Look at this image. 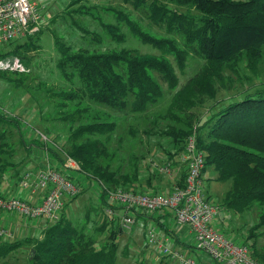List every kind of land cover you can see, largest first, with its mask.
<instances>
[{"label": "trees", "instance_id": "trees-1", "mask_svg": "<svg viewBox=\"0 0 264 264\" xmlns=\"http://www.w3.org/2000/svg\"><path fill=\"white\" fill-rule=\"evenodd\" d=\"M133 1L146 4L152 23L165 25L168 31L176 28L183 37L180 42L153 37L146 40L147 36L136 30L145 43L158 50L165 49L162 58L124 49L103 54L71 52L50 29L60 75L70 80L67 70L71 69L80 84L78 89L57 96L60 102L56 105V120L62 122V134L54 136L38 128L43 122L38 107L34 110L29 106L24 109L26 115H20L0 104V182L9 179V192L0 196L17 195L29 201L26 196H18L23 191H18V184L27 170L43 169L35 163L40 153L49 154L52 158L49 165L55 160L61 162L54 167L60 172L65 156L74 160L79 171L67 177L80 188L76 196L65 201L59 219L47 222L42 238L20 242L14 237L11 243L0 238V264H10L6 260L8 253L27 245L30 246L27 264H117V238L124 231L118 222L124 213L120 216L118 212H124V208L113 205L107 195L116 190L161 191L156 186L162 185L163 176L148 167L151 151L126 155L115 151L120 118L92 105L140 121L142 127H127L134 139L140 134L148 139L158 136L165 140V146L154 145L158 147L160 161L174 160L183 151L188 135L195 133L197 147L205 155L203 174L211 169L210 177L216 182L230 183L221 201L218 199L226 218H243L255 212L251 234L245 240L236 237L233 240H241L251 257L264 264V251L247 244L254 231L264 235V0ZM182 6L190 7L198 16L179 12L177 8ZM80 7L88 11L96 6ZM13 43L0 51V58L16 56L25 63L22 52L17 51L21 46L30 50L32 44L25 42L7 52ZM189 54L200 59L202 65L180 85L176 69L184 73ZM9 74H25L0 72L2 81L20 89L21 79H8L13 76ZM164 86L171 95L164 103L165 110L148 118V113L165 98ZM25 97L23 93L16 107ZM65 107L67 111L62 109ZM7 128L16 132L15 148ZM38 133L46 136L47 141ZM116 140L121 146V138ZM92 183L99 194L94 219L100 226L95 229L99 235L95 240L67 222L69 206ZM183 183L184 173L177 186ZM108 208L114 211L113 215L105 213ZM137 209L131 207L130 212L137 215ZM221 227L228 234L227 227ZM107 229L105 240L102 235Z\"/></svg>", "mask_w": 264, "mask_h": 264}, {"label": "rangeland", "instance_id": "rangeland-1", "mask_svg": "<svg viewBox=\"0 0 264 264\" xmlns=\"http://www.w3.org/2000/svg\"><path fill=\"white\" fill-rule=\"evenodd\" d=\"M41 1L39 3L44 4L54 14L52 18L47 17L42 31L31 34L26 38L16 40L12 45L9 46L7 52H10L15 46L21 45L25 42L32 44L30 50L27 46H21L18 54L22 52V58L25 59L23 63L26 68V72H21L25 75L9 76L8 79H21L22 87L14 88L6 84L0 79V104L8 109L12 108L13 112L19 113L20 115H26V109L29 106L34 107V110L38 107L43 122L39 123V129L45 132H50L54 136L62 134V122L56 120L58 115L56 113V105L58 100V94L69 92L70 90H76L80 84L76 75L71 69L67 70V76L70 80L60 75L57 63V54L53 49V38L49 31L59 37V41L62 45L71 52L77 51H93L99 54L103 53H114L120 50L133 52L139 55H155L162 58L165 49L158 50L149 43H145L142 37L137 35L136 30L141 31L149 37H153L157 40H176L180 42L182 36L174 28L172 31H168L165 25H156L148 19L149 11L147 10L146 4L134 3L133 0H35ZM245 1V0H240ZM70 4V5H69ZM86 5L87 7H94L86 11L80 6ZM54 8H59V12H54ZM179 12L187 13L189 15L198 16V13L190 7H178ZM51 14V15H53ZM50 15V14H49ZM50 18V19H49ZM30 38V39H28ZM28 39V40H27ZM142 39V40H141ZM19 48V47H18ZM162 52V53H161ZM190 52V51H189ZM188 55L186 59V68L183 74L176 69V73L179 78V83L184 84L187 79L193 76L201 67L202 61L197 57ZM6 75V74H5ZM153 76L157 78V75L153 73ZM2 77V76H1ZM165 98L148 113L151 118L152 116L158 115L157 113L165 110L164 103L168 102L171 95L167 92L164 86ZM25 94V98L21 101L17 107L16 103L21 100L22 94ZM31 95L32 97H30ZM94 108L102 109L114 118H120L116 129L114 139V150L121 154L138 153L143 151L145 154L147 150L151 151L149 159H155L159 161L161 155L157 154L156 143L160 146H165L166 141L159 139L158 136H151L152 138L141 137L140 134L136 139L132 138L128 134L127 127H142L139 124L140 121H136V118L130 115L123 116L120 113L112 111L104 107H98L92 105ZM64 111L68 110V107L62 108ZM29 114V113H27ZM46 120V121H44ZM142 122V121H141ZM8 132L9 139L15 148L16 132L9 128L6 129ZM121 138L122 145L116 139ZM21 155V152H19ZM148 155V154H147ZM119 158H124L123 155H119ZM211 169L206 170L205 178V191L208 197L215 202L221 201L223 194L229 189V182H216L213 177H210ZM1 184H7L8 178H4ZM94 183L87 187V191L80 194L77 199L69 206L71 209L68 210L67 222L77 229H80L87 236H92V239H96L99 235L95 234V229L99 228L100 224L97 225L94 211L97 209V198L99 194L94 191ZM26 191L18 196L25 197ZM218 199L220 201H218ZM94 208V209H92ZM255 212L249 213V215L243 218L234 219L233 217L226 218V215L220 216L219 225L227 227L228 235L231 239L234 237L241 240H245L250 235L253 229L251 228L256 222ZM13 217H17V221L22 224L23 218L12 213ZM29 222V219H26ZM184 226V225H182ZM187 227V226H186ZM251 229V230H250ZM179 233L185 232L184 227H180ZM252 239L248 240V245L254 244L258 251H264V235L261 231H254ZM18 237L20 234L14 235ZM130 233H121L119 236L120 242L117 246L119 264H128L132 262L131 258H125L121 256V252L125 251L128 247V239ZM106 240V239H105ZM104 240V241H105ZM240 240V241H241ZM131 241L135 245V249H139L143 243L142 230L138 225H134L131 232ZM238 241V240H237ZM192 245V244H190ZM130 255V253H129ZM6 260L10 264H27L28 263V250H14L7 255ZM132 257V253L130 255ZM133 258L135 256L133 255ZM159 258V257H158ZM140 261L139 258H135ZM162 261H165L162 259ZM132 264V263H131ZM143 264V263H142ZM146 264V263H145Z\"/></svg>", "mask_w": 264, "mask_h": 264}, {"label": "built area", "instance_id": "built-area-1", "mask_svg": "<svg viewBox=\"0 0 264 264\" xmlns=\"http://www.w3.org/2000/svg\"><path fill=\"white\" fill-rule=\"evenodd\" d=\"M47 15L45 5L35 0H0V51L10 43L26 38L42 29ZM26 72V68L16 56L0 58V72ZM44 141L46 136L38 133ZM205 155L196 144V135H188L183 151L174 160L157 161L148 159V167L155 173L173 178L184 173L183 186L174 184L168 193H164L161 185L156 186L161 191L157 193H141L116 190L107 195L113 205L124 208V214L119 218L120 228L130 231L135 223L131 207L139 208L149 213L163 210L173 212L174 224L187 226L193 239L192 252L186 254L180 250L165 245L157 235L155 225L145 229V246L156 247L160 253L177 264H204L196 256L205 255L211 264H262L254 260L249 248L240 241L233 240L219 225V217L225 216L218 202L207 196L203 174ZM63 172L47 165L43 169L27 170L18 184V191L34 194L44 191L38 203L22 200L15 196H0V209L15 211L28 219H44L48 223L56 222L66 200L80 192L79 186L69 179V173L79 171V165L65 156L62 164ZM180 178V177H179ZM107 215H113L110 208ZM0 238H13L7 228L0 226Z\"/></svg>", "mask_w": 264, "mask_h": 264}, {"label": "crops", "instance_id": "crops-1", "mask_svg": "<svg viewBox=\"0 0 264 264\" xmlns=\"http://www.w3.org/2000/svg\"><path fill=\"white\" fill-rule=\"evenodd\" d=\"M41 2V1H38ZM59 8H54V12H56ZM60 10H58L57 12H59ZM45 13L47 15V17L52 18L54 16L53 12L51 10H49V8H47L45 6ZM50 14V15H49ZM53 14V15H51ZM49 18V19H50ZM52 158H50L48 153H40L39 157L36 159L35 163L38 166H42L40 168H44L47 165L50 164V160ZM159 159L161 160V157H159ZM53 165L51 164L50 166L52 167H56L59 166V164H61V162H59L58 160L52 161ZM180 177V174L174 176L173 178H166V177H161L162 178V187H163V191L164 193H168L172 187L174 186V184L178 183V179ZM9 179H8V183L5 184H1L0 183V193L3 194L5 191H7V189L9 188ZM9 191H7L6 193H8ZM24 191H22L23 193ZM44 191H36L34 194H25L26 198L32 202V203H38L41 198L44 195ZM137 215H134L135 218V223L134 225H138V227L141 228L142 230V237H143V243L141 245V247L139 249H135V245L132 243L131 241V232H132V228L130 231H123L122 233H130L129 235V239H128V247L125 248V251L121 252V256L123 255L125 258H131L132 260V264H177L176 262H172L170 261L168 258H166L165 256H163L160 251L156 248V247H146L145 246V229L146 227L150 226V225H155L156 226V230H157V235L158 238L167 246H170L171 248L180 250L186 254H190L192 252V248L191 245L193 243V239L189 233V229L186 226H177L174 224V216H173V212L170 210H164L161 212H157V213H149V212H145L141 209H137ZM123 210H121L120 212H118L120 214V216L124 213L122 212ZM12 213L17 214L15 211H7V210H3L0 209V226L7 228L9 231L12 232V230H14V235H16L17 233H19L20 235L18 237H15V240H20V242H22L24 239H31L32 241H35V238H42V234H43V229L44 227L47 225V222L44 219H39V220H33V221H26L23 219L22 224L19 223L17 221V217H13L11 216ZM119 217V216H118ZM180 227H184L185 228V232L183 233H179V229ZM107 229L104 233H103V237L102 239L106 238V235L108 233ZM120 237L118 236L117 238V244H119L120 242ZM4 240H6L7 242H13L11 241V239L13 238H2ZM22 244V243H21ZM118 246V245H117ZM28 250L30 249V246L27 245L26 246H21L18 248V250ZM131 255L132 253V257L129 255ZM133 255L135 256V258H139L140 261H137V259L133 258ZM118 251H117V258H118ZM197 258L204 264H211V260L205 256V255H197ZM159 257V258H158ZM162 259H164L165 261H162ZM117 264L118 261L116 260ZM130 262H128V264H131ZM124 264V263H123Z\"/></svg>", "mask_w": 264, "mask_h": 264}, {"label": "water", "instance_id": "water-1", "mask_svg": "<svg viewBox=\"0 0 264 264\" xmlns=\"http://www.w3.org/2000/svg\"><path fill=\"white\" fill-rule=\"evenodd\" d=\"M31 254H34V251L33 250H31Z\"/></svg>", "mask_w": 264, "mask_h": 264}]
</instances>
